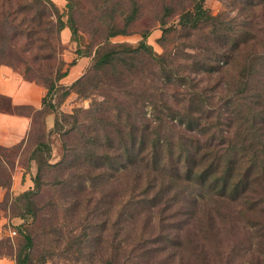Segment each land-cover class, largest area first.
I'll list each match as a JSON object with an SVG mask.
<instances>
[{"label":"rangeland","instance_id":"rangeland-1","mask_svg":"<svg viewBox=\"0 0 264 264\" xmlns=\"http://www.w3.org/2000/svg\"><path fill=\"white\" fill-rule=\"evenodd\" d=\"M50 1L56 10L43 3L42 11L34 6L18 13L14 8L19 10L23 0H0V67L8 66L24 80L44 87H49L59 73L68 71L69 76L56 82L55 91L47 98L56 107L55 121L61 114L67 115L58 119L59 128L47 129L46 112L52 113L49 108L37 113L30 108L19 109V113L33 117L28 139L0 150L6 155L3 165L10 173L9 188L0 187L5 192L0 218L9 221L5 226L8 231L16 232L0 241L1 254L16 259L27 235L34 241L29 264H264L259 250L262 232L258 223L262 218L246 214L251 209L246 200L225 201L210 190L184 182L170 189L168 181L163 183L159 176L132 182L124 175L120 146L125 130L120 127L125 124L118 116L120 109L130 107L135 114L132 121L154 119L156 111L142 100V93L155 92L157 98L153 99L167 116L165 103L177 106L182 101L174 111L184 110L191 79L197 88L208 89L212 93L209 95L217 91L225 97L239 64L247 59L257 73L250 89H261L264 0ZM197 5L217 18L214 25H182V15L194 11ZM35 13L38 17L34 22ZM59 16L65 24L62 31L57 23ZM115 30L121 34L109 37ZM144 33L149 34L147 44L152 51L167 57L172 72L162 74L160 65H146L144 60L142 64V57L128 54L123 57L125 62L137 58L135 63L144 72L133 68L128 71L121 65L119 72L124 73L117 71L119 67L105 70L108 90L97 89L84 96L79 88H73L90 70L97 52L103 54L118 45L138 48ZM4 36L5 50L1 49ZM242 37L246 42L234 49L233 42ZM216 54L221 64L228 61L229 65L214 74L208 69L213 70L212 63L216 62L207 64L202 59L206 55L217 57ZM78 65L80 73L71 75ZM104 102L107 103L101 106ZM134 103L137 108L132 107ZM253 107L259 109L258 105ZM101 117L108 123L96 125ZM259 120L261 123L263 118ZM242 126L243 121L236 119L233 133L239 134ZM104 131L113 136L112 158H107L103 148L94 150L87 143L90 137L98 144L106 142ZM252 143L263 149L259 157L264 158L260 141ZM254 170L257 191L264 185L263 169ZM21 173V191L16 192L12 189L14 177ZM26 178L32 181L29 189ZM246 179L249 181L251 176ZM158 190L161 196L156 200L153 195ZM25 193L30 194L20 199ZM263 196L260 190L254 193L259 200ZM259 206L264 207V203Z\"/></svg>","mask_w":264,"mask_h":264},{"label":"trees","instance_id":"trees-1","mask_svg":"<svg viewBox=\"0 0 264 264\" xmlns=\"http://www.w3.org/2000/svg\"><path fill=\"white\" fill-rule=\"evenodd\" d=\"M7 1L12 3L14 0ZM23 2L24 4L19 6V10L14 8L15 12L19 13L20 9L27 11L26 8L34 6V8H40L42 11L43 3L49 5L53 10H56V7L50 0H34L32 3L23 0ZM199 6L197 5L194 11H189L182 15L180 20L182 25L185 27H197L201 23L212 22L211 24L213 25L216 23L214 21L217 18L207 15ZM37 17L38 15L35 13L33 17L34 22ZM7 21L8 18L6 17L4 25L7 24ZM57 23L59 25V31H62L65 28V24L60 16L57 19ZM70 29L72 34L76 33L74 28L70 27ZM14 33L12 40L15 37ZM118 34H121V31L115 30L109 37ZM122 34H126V32ZM148 37L149 34L144 33L143 40L138 48L133 49L127 45H118L103 54L97 52L94 64L84 76L76 81L73 88H79L78 91L84 94V96H89L97 89L100 91L108 90V86H106L107 81L104 76L105 70L112 68L114 71L119 67L117 70L119 72L121 71V65L127 66L124 69L128 71H131L130 68H133L136 71L144 72L135 63L138 60L137 58L131 57L132 62H125L123 57L128 54H136L142 57V64L144 60L146 65H160L159 68L163 70L162 74H168L169 71L172 72L171 64L168 65L166 63L167 57L165 55H156L147 44ZM228 38L226 37L227 41ZM2 41L1 49L5 50L7 44L5 42V36L2 37ZM245 42L242 37L240 40L233 42L232 47L238 49L240 44ZM216 55L217 57L206 55L202 60L207 64L215 61L216 65L212 63L215 66L214 69H208V72H215L217 74V72L225 69V66H228L229 62L226 61L221 64L219 55ZM173 56L175 57L174 54ZM239 66L236 75L231 80L233 85L231 83L229 84L231 86L230 93L225 97H221L220 94H217V91H215L214 97L209 95L212 93H208V89L205 87L197 88L196 83L191 79V83L188 85L189 88L186 89L185 103H187V106L185 104V107L182 108L184 110L182 111H174L182 101H179L177 106H174V103L170 105L165 103L164 106L169 111L168 114L170 116L164 114V110L157 107V103L153 99L157 98L155 92L151 93V95L146 93L139 95L143 101L148 102L152 109L156 111L155 118L148 122L137 123L135 120L132 121L135 114L132 113L133 111L130 107L120 109L118 116L119 119L124 120L121 123L125 124L123 128L120 127V130H125L122 145L120 146L122 155H124L122 170L124 175L132 182H137L138 178L142 180L159 176L164 179L163 183L164 181H168L170 189L184 182L188 186H199L204 191L210 190L213 196L224 199L225 201H234L237 199L246 200V204H250L251 206V209L248 208L246 214L258 215L262 218L261 223H258L261 226L256 225L260 226L259 231L262 232L260 235L262 240L259 250L260 254L264 256V207L259 206L260 203H264V196L260 200L254 197V193L258 194L259 190L264 194V185H261L260 189L257 187L256 191L254 189L255 185L259 186V184H255L256 179L252 178L254 169L262 168V182H264V158L259 157L263 149L258 148L257 145L254 146V143H252V140H257V143L260 141L259 145L264 147V141L262 140L264 137V86L259 85L261 89L256 91L251 90L250 88L253 85L251 81L252 79L254 80V76L257 73L253 69L252 64H249L248 59L245 63L239 64ZM123 71L119 73H124ZM66 76H68V71L57 74L54 80L50 81L49 87H46L48 93L43 101L44 108L38 112H44L46 108H49L52 113L46 112V116L54 112L56 113L55 105L50 102L48 103L47 98L55 91L57 87L56 82H59ZM185 85L187 86V84ZM194 87H196L195 90ZM103 94L109 97L107 93ZM125 95L129 97V94ZM211 97L213 98L211 99ZM5 103L6 107H3ZM106 103L104 102L101 106ZM257 105L259 109L255 110L253 106ZM0 106V112L20 114L18 110L21 108H13L10 100L2 95H0ZM137 106L138 104L134 103L132 107L137 108ZM238 107L243 108L236 110ZM197 113H201V115L197 116ZM236 114L241 117H237ZM61 116L67 117V115L61 114L59 118ZM223 116L226 118L222 119ZM59 118L57 117L55 121V129L59 128ZM260 118H263L261 123ZM236 119L243 121V126L239 130V134L233 133ZM100 123L105 124L108 122H105L101 117L96 125H100ZM105 136L107 137L106 142L101 141L98 144V141L90 137L87 143L93 145L94 150L97 148L106 150L105 155L109 158L111 157L110 152L114 150V147L112 148L113 136L109 134ZM5 149L7 148L0 147V150L5 151ZM5 156L0 154V187L9 188L10 173L3 165ZM87 157L85 156L86 159L89 158ZM259 175L262 176L260 171ZM246 176H251V179L247 181ZM29 194L25 193L19 198H27ZM160 196L161 190H158L153 195V198L157 200ZM258 208L260 211H258ZM20 216L22 218L26 217L25 215ZM24 241L23 246L16 255V264L30 263V254L34 247V241L33 238L27 235H24Z\"/></svg>","mask_w":264,"mask_h":264},{"label":"crops","instance_id":"crops-1","mask_svg":"<svg viewBox=\"0 0 264 264\" xmlns=\"http://www.w3.org/2000/svg\"><path fill=\"white\" fill-rule=\"evenodd\" d=\"M64 38L67 40L69 37ZM78 67L79 65L74 67V71L71 72V75L77 76L78 73H80L81 69L77 70ZM68 77L65 79L67 80ZM47 93L48 90L46 87L24 80L20 74L15 72L12 68L8 66L0 67V95L10 100L13 108H30L33 112L43 110V101ZM45 123L47 129L53 128L55 123L54 114H48ZM32 126V114L0 112V147L13 148L26 142ZM26 179L27 182L25 185L29 189L32 181L30 179L29 182L28 178ZM22 180V173L20 176L14 177L12 188L14 191H21ZM4 195L5 192L0 189V202L4 199ZM6 224L9 225V221L6 218H0V241L12 235V231L10 232L6 229ZM0 264H16V260L0 252Z\"/></svg>","mask_w":264,"mask_h":264},{"label":"built area","instance_id":"built-area-1","mask_svg":"<svg viewBox=\"0 0 264 264\" xmlns=\"http://www.w3.org/2000/svg\"><path fill=\"white\" fill-rule=\"evenodd\" d=\"M15 234H16V232L13 231V232H12V235H15Z\"/></svg>","mask_w":264,"mask_h":264}]
</instances>
